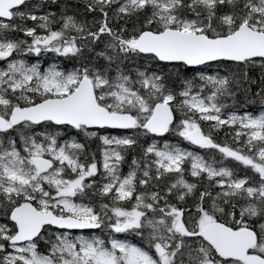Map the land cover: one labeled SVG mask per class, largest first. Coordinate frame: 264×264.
Returning <instances> with one entry per match:
<instances>
[{
	"label": "snow or ice",
	"instance_id": "1",
	"mask_svg": "<svg viewBox=\"0 0 264 264\" xmlns=\"http://www.w3.org/2000/svg\"><path fill=\"white\" fill-rule=\"evenodd\" d=\"M26 2L0 0V209L12 222L0 224V264H264V112L222 114L224 98L257 83L246 69H264V0H86L91 21L67 12L57 21L54 13L22 10ZM42 53L81 62L67 71L17 58ZM141 57L160 71L136 67ZM214 64L228 74H206ZM163 66L196 69L195 94L187 79L172 88ZM252 94L264 101V73ZM199 121L213 122L210 130ZM42 124L99 139L102 161L89 157L87 142L60 144V131L36 132ZM223 127L233 129L236 147L213 139ZM172 131L258 179L178 145L139 144L141 133ZM138 146L139 158L122 174ZM104 228L107 242L60 232L48 254L38 251L48 229ZM123 233L146 241L147 250L112 235Z\"/></svg>",
	"mask_w": 264,
	"mask_h": 264
},
{
	"label": "trees",
	"instance_id": "2",
	"mask_svg": "<svg viewBox=\"0 0 264 264\" xmlns=\"http://www.w3.org/2000/svg\"><path fill=\"white\" fill-rule=\"evenodd\" d=\"M86 0H56V3H52V0H27L25 5H21V9L24 11H33L37 15H45L48 13H54L55 18L57 21L60 20L61 14L64 12H67L70 15H74L78 20L79 19H84L87 18L89 21H91L92 17L95 16V13H86L84 11V4ZM34 23L33 21H26L27 26H33ZM53 30H58L60 28V23H54L51 25ZM39 34H42V30H37ZM7 35L10 38H20V39H30V38H25L22 33L15 32V33H7ZM102 48V45H97V50ZM87 55V53H86ZM29 59H35L37 62L41 60V63L51 65L53 63H56L60 66L61 69L71 71L74 67H78L80 64V60L78 58L74 57H59L56 56L54 53H43L41 56L37 57L34 55H29ZM99 64H103V60L98 61ZM230 63V62H229ZM126 65L128 68H133L134 65L132 62H126ZM136 67H140L141 70H144V68H147L149 71H160V66L156 62H151L148 61L146 58L141 57L138 58L135 62ZM244 69H237L236 66L232 65V71L237 72V71H242ZM248 71L249 76L256 80L257 83L252 85V92L245 94L241 91L237 92V95L235 98H224L223 102L227 105L223 110L222 114L223 116L232 113L233 111L237 113H242V112H248L251 114H256L260 111L264 110V101H262L259 97L254 96L252 93L258 90L259 87V81L261 78L262 73H264V69L261 67L254 66L251 68L246 69ZM206 74L209 75H215L217 72H219L221 75H226L228 74V69L224 68H217L216 65L214 64L212 68L206 69L205 70ZM163 74L165 75V79L167 83L177 91H179L182 88L183 81L185 79L193 81L195 85H197L196 88L193 89V92L195 93L198 90V87L200 85L199 77L196 75V69H188L184 68L183 66L179 67L178 71L176 69H173L169 66H163ZM139 87V85H137ZM141 91H143L141 89ZM204 95L209 94V90L205 89ZM178 99H180L178 97ZM181 116V113L177 112L176 117H177V122ZM201 124L202 129L207 132L210 130V125L213 122L209 121H199ZM34 130L36 132H44L48 131L50 133H55L56 131H60V136L58 137V142L62 143L67 140H71L73 138L77 139L80 142H87L88 144V154L89 157L92 155H95L97 161H101V155H100V149L102 147L101 142L99 139H92V140H87L84 138L81 134H78L75 132L73 129L69 128H64L62 126H56V125H38L34 126ZM99 133H112V134H131L132 130H98ZM233 129L228 128V127H223L219 131H213V139L220 144L228 143L229 145H232L233 147H236L237 145L235 144L233 140ZM15 135V134H14ZM17 140V145L20 147V140L19 136H15ZM40 138V137H38ZM243 139V138H242ZM153 141H156L157 143H160L162 141H167V142H176L184 147H187L186 149L191 150L192 152L201 155L204 157L206 160H215L217 162V166H225L230 169H232L235 173L236 176L238 177H243L245 175L249 177H256V174L252 172L250 168H245L243 165H241L239 162H236L232 159H224L222 157V154H220L217 150L215 149H201L198 148L195 145L190 144L189 142L183 140V138L179 137L175 131L169 132L165 134L163 137H155L153 135L148 134L145 136L143 133L140 134L139 136V144L141 146L146 147L148 144L152 143ZM142 152L141 147H137L133 151H129L126 155L125 161L121 164V173L122 174H127L129 171V167L131 164V160L134 156L139 158L140 154ZM185 168H188V165L185 164ZM102 172V170H101ZM100 177L98 176L96 179H99ZM185 178L188 179L189 181H192L194 178H192L187 172L185 173ZM204 184H207L208 181L205 179L203 181ZM79 202V198H77ZM191 203V201H189ZM0 223L1 224H8L11 226V222L7 219H5L3 215V209H0ZM47 227V226H46ZM258 227V225H257ZM106 229V228H105ZM104 229H96L95 232H102ZM107 232H109L108 229H106ZM61 230L57 229H48L47 232H45L44 238L40 239L39 245H38V251H40L42 254H46L48 250L50 249L51 245L48 243L49 240L54 241L55 235L53 233H60ZM84 232V233H88ZM102 235L104 238H106V235L104 232H102ZM118 239L121 240H127V242L134 244L139 247H145L147 250V242L142 241L140 237L132 234H112Z\"/></svg>",
	"mask_w": 264,
	"mask_h": 264
},
{
	"label": "rangeland",
	"instance_id": "3",
	"mask_svg": "<svg viewBox=\"0 0 264 264\" xmlns=\"http://www.w3.org/2000/svg\"><path fill=\"white\" fill-rule=\"evenodd\" d=\"M17 21L18 22H20L18 19H17ZM23 34V33H22ZM42 34H44V33H42ZM43 54V53H42ZM14 56H16V54L14 53L13 54ZM34 55V54H33ZM35 56V55H34ZM29 57V55L28 56H23V57H17V58H22V59H24L27 63H29V64H34V63H37V61L33 58V59H29L28 58ZM9 59H12L11 57L9 58ZM39 64H40V66H41V68L42 69H46L47 67H49L50 65H47V64H43V63H41V60L39 61ZM6 67V62L5 61H0V68H5ZM195 94V93H194ZM262 112H264V110L263 111H260V112H258V113H256V114H251V113H249V114H251V115H253V116H258V115H260ZM245 113H248V112H242V113H237V114H245ZM228 115V114H227ZM227 115H225V117L227 116ZM122 131H125V130H122ZM101 135H103V134H107V133H100ZM38 139H42L41 137L40 138H38ZM65 142V141H64ZM64 142H62V143H60V144H63ZM165 142H167V141H162V142H160V143H158V145L159 146H163V143H165ZM167 143H169V144H172V145H178L179 147H181L182 149H185V150H187V151H191V150H189V149H186L187 147H184V146H182V145H180V144H178V143H176V142H167ZM103 147V146H102ZM102 147H101V149H102ZM101 149H100V155H101ZM101 161H102V156H101ZM101 170L103 171V169L101 168ZM126 175V174H125ZM1 224V223H0ZM61 232H67L68 233V235H69V239H75L76 237H79V236H84V237H86V238H88V239H92V238H99V239H103V240H105L106 242L108 241V239H109V232H107V230L104 228V230H102V232H104L105 233V235H106V238H104V236L102 235V232H95V230L94 231H89L88 233H84V232H68V231H61ZM54 241H55V237H54ZM53 241V242H54ZM129 243V242H128ZM50 251V249L48 250V252ZM48 252L46 253V254H48Z\"/></svg>",
	"mask_w": 264,
	"mask_h": 264
},
{
	"label": "water",
	"instance_id": "4",
	"mask_svg": "<svg viewBox=\"0 0 264 264\" xmlns=\"http://www.w3.org/2000/svg\"><path fill=\"white\" fill-rule=\"evenodd\" d=\"M151 135V134H150ZM10 221V220H9ZM11 222V221H10ZM12 223V222H11ZM57 230H60V229H57ZM96 229H83V230H80V229H73V230H61V231H68V232H87V231H94Z\"/></svg>",
	"mask_w": 264,
	"mask_h": 264
},
{
	"label": "flooded vegetation",
	"instance_id": "5",
	"mask_svg": "<svg viewBox=\"0 0 264 264\" xmlns=\"http://www.w3.org/2000/svg\"><path fill=\"white\" fill-rule=\"evenodd\" d=\"M16 22H18V21H16Z\"/></svg>",
	"mask_w": 264,
	"mask_h": 264
}]
</instances>
